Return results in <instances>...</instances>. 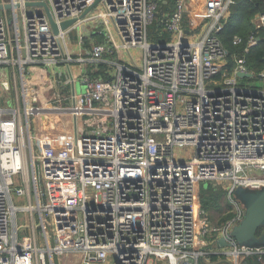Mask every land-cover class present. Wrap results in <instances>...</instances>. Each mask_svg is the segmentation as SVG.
Returning <instances> with one entry per match:
<instances>
[{
  "label": "built area",
  "instance_id": "built-area-1",
  "mask_svg": "<svg viewBox=\"0 0 264 264\" xmlns=\"http://www.w3.org/2000/svg\"><path fill=\"white\" fill-rule=\"evenodd\" d=\"M30 2L47 4L58 33ZM234 4L0 0V264H57L77 254L82 264L264 257L232 236L246 215L234 191L264 188V90L241 83L237 74L252 72L237 55L230 69L219 37ZM256 18L264 28V15ZM67 21L75 22L63 30ZM257 44L250 36L246 53ZM131 51L141 52V66L134 56L123 62L120 53ZM102 63L107 77L93 79ZM73 66L82 71L80 93ZM35 76L59 92L43 103ZM46 116L70 121L35 139V122ZM206 182L228 184L231 219L214 223L199 209L197 186ZM20 212L28 215L21 226Z\"/></svg>",
  "mask_w": 264,
  "mask_h": 264
},
{
  "label": "trees",
  "instance_id": "trees-1",
  "mask_svg": "<svg viewBox=\"0 0 264 264\" xmlns=\"http://www.w3.org/2000/svg\"><path fill=\"white\" fill-rule=\"evenodd\" d=\"M168 1L170 4L172 3V0ZM260 15H264V0H235V4L231 7L230 17L225 25V28L219 35L229 53L228 61L230 63V69L232 70L235 67V63L232 59L234 55H237L240 58L244 57L246 67L258 78L260 73L264 71V28L262 27L257 29L254 25V19ZM155 29V26L150 28L151 36ZM252 35L256 36L258 44L251 47L249 52L246 53L247 41ZM236 37H241L244 40L242 45H234ZM95 38L97 43L103 42L100 35H95ZM98 67V71L90 74V76L93 79H99L101 76L106 78L107 76L104 75L103 71L107 68V64L102 63L99 64ZM223 195V192L216 191L215 187L209 182L200 183L197 186L198 207L207 214L210 220H212V217L209 216V211L212 209H221ZM232 216L233 213L224 215V217L221 218L220 223L231 219ZM260 233L261 231H259L258 235H260ZM258 259V257L246 258L244 264H263L264 257L261 262ZM211 264H220V256H212Z\"/></svg>",
  "mask_w": 264,
  "mask_h": 264
},
{
  "label": "water",
  "instance_id": "water-1",
  "mask_svg": "<svg viewBox=\"0 0 264 264\" xmlns=\"http://www.w3.org/2000/svg\"><path fill=\"white\" fill-rule=\"evenodd\" d=\"M28 7H43L50 20L51 26L55 33H58L59 28L52 18L50 9L45 2H30ZM7 6L6 9H10ZM3 8L0 6V10ZM75 21H67L62 24V29L69 28ZM237 76L240 79H254L256 76L253 73L239 72ZM234 198L242 205L246 211V215L242 223L236 227L232 236L241 246L249 249H264V188L251 189L240 187L234 191ZM261 231L260 235H258ZM219 247H227L224 239L218 241Z\"/></svg>",
  "mask_w": 264,
  "mask_h": 264
},
{
  "label": "rangeland",
  "instance_id": "rangeland-1",
  "mask_svg": "<svg viewBox=\"0 0 264 264\" xmlns=\"http://www.w3.org/2000/svg\"><path fill=\"white\" fill-rule=\"evenodd\" d=\"M32 1H34V0H32ZM30 10H34V9H30ZM76 32H75L74 37L70 38L71 42H75L77 40L76 36H77L78 33H76ZM120 54H122V56H126L124 58V61L127 62V63H132L131 56H134L133 59L139 66H141L143 64V59L141 58V52L139 53L137 51H131V52H128V53H126V52L122 53L121 52ZM109 58L116 59V57L114 55H111V54H108V60H110ZM245 83L248 84L249 86H254L258 82H257V79H251V80H247ZM46 90H48V88ZM77 92L78 93L81 92V84L80 83H77ZM51 95H52V91L48 90V93H46V99L48 101L51 99ZM3 96H4V93H3ZM69 121H70L69 119H66V118H63V117L46 116V117H43L42 121L36 120L35 123L39 124L40 126L42 125L43 127L47 126V128H49V129H52L51 127H55L54 131H49L51 133H54V132H58V131H56V129H58V128L64 130L66 128V125H67V123ZM46 132H47V134L49 133L48 131L40 132L37 129L35 139L39 138V136L41 134H44ZM192 157H193V154L191 153L190 155L187 156V159L191 160ZM41 175H42V171H41L40 167H37V177H38V179L41 178ZM16 182H17V187L19 189H22L23 187L21 185L20 179L17 178ZM210 184H212L215 187L216 191H221L224 194L223 195V199L221 201V209H219V210L212 209L208 213L209 216L212 217V220H213L214 223H220L221 222V218L224 217V215H226V214L234 213L235 212V208H234V206H233V204H232V202L229 199L228 194H227V185H228L227 183L226 184H213V183H210ZM14 198L16 200V204L17 205H25L26 204L25 199L18 197L16 193L14 194ZM19 199H21V201H18ZM25 218H26V215H24L23 213L19 214L18 221H19L20 225H22V224L24 225L26 223ZM66 260H67L66 257L64 258V256H61V257L57 258V264H63V262H65ZM111 261L114 262L115 258L112 257Z\"/></svg>",
  "mask_w": 264,
  "mask_h": 264
},
{
  "label": "crops",
  "instance_id": "crops-1",
  "mask_svg": "<svg viewBox=\"0 0 264 264\" xmlns=\"http://www.w3.org/2000/svg\"><path fill=\"white\" fill-rule=\"evenodd\" d=\"M254 25L255 26H258L259 25V19L258 18H256L255 20H254ZM102 39H103V42L102 43H107V41H108V38L105 36V35H101L100 36ZM93 39L94 40H96V38H95V36L93 37ZM96 43H97V41H95ZM99 44V43H98ZM126 56H122V60H123V62L124 63H127V62H125L124 61V58H125ZM109 59H111V58H109ZM105 60H107L108 61V53H106V55H105ZM104 64H106V63H104ZM108 66V65H107ZM98 69H99V67L97 68L96 67V72L98 71ZM107 69V68H106ZM71 70L73 71V75H74V77L76 78V79H78L77 80V83H80L79 82V79L81 78V76H80V74L82 73V71H81V68L79 67V66H73L72 68H71ZM95 73V72H94ZM255 75V74H254ZM256 76V75H255ZM33 78V84L38 88V91H39V94H40V100L44 103V102H46V93H48V90L49 91H54V94L56 93H58L59 92V88L58 87H52V86H49L50 84V82H51V80L49 81V82H46V81H44V80H40V79H42V77L41 76H35V77H32ZM101 78V77H100ZM258 77L256 76L254 79H257ZM241 80H243V81H241V83L243 84V85H245V86H249L248 84H246L245 82L247 81V80H249V79H246V78H244V79H241ZM257 84H255L254 86H250V87H253V88H258V89H263L264 90V79L263 78H261V77H259L258 79H257ZM81 84V83H80ZM77 85V84H76ZM48 88V90H46ZM76 89H77V86H76ZM83 89V84H81V90ZM48 101V100H47ZM49 127V126H48ZM36 130L38 129L40 132L43 130V126L41 125H39V124H36ZM45 128H47V126H45ZM53 130H55V127H51ZM63 131V130H62ZM46 134V133H45ZM18 201H21V199H19ZM26 202V201H25ZM15 203H16V200H15ZM17 205V204H16ZM17 206H25V205H17ZM20 213H22V212H20ZM20 213H18L17 214V216H18V218H19V214ZM24 215H26V218H25V220L27 221V218H28V215L27 214H25L24 213ZM19 222V221H18ZM20 225V224H19ZM23 225V224H22ZM21 226V225H20ZM26 232V231H25ZM23 233V232H22ZM25 234H27V233H25ZM255 257H258V256H255ZM65 258V257H64ZM67 258V260L65 261V262H63V264H82V259H81V256L79 255V254H77V255H75V256H70V257H66ZM249 258H251V257H249ZM259 259V261L261 262L262 261V259H263V257L262 258H260V257H258ZM244 261L245 260H243V262H242V264H244ZM263 264H264V261H263Z\"/></svg>",
  "mask_w": 264,
  "mask_h": 264
}]
</instances>
